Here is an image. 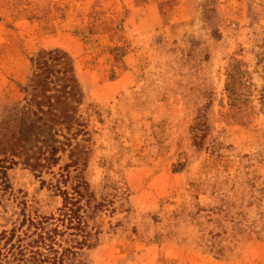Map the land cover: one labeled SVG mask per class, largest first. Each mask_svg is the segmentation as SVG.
Returning <instances> with one entry per match:
<instances>
[{
	"label": "rangeland",
	"instance_id": "obj_1",
	"mask_svg": "<svg viewBox=\"0 0 264 264\" xmlns=\"http://www.w3.org/2000/svg\"><path fill=\"white\" fill-rule=\"evenodd\" d=\"M52 49L73 61L74 123L50 131L53 166L28 162L41 135L0 165V233L83 180L81 264H264V0H0V159Z\"/></svg>",
	"mask_w": 264,
	"mask_h": 264
},
{
	"label": "trees",
	"instance_id": "obj_2",
	"mask_svg": "<svg viewBox=\"0 0 264 264\" xmlns=\"http://www.w3.org/2000/svg\"><path fill=\"white\" fill-rule=\"evenodd\" d=\"M31 61L33 71L24 89L31 96L23 113L27 121L24 128L28 130L23 139L25 143L19 142L23 141L20 134L13 137V142L7 141L3 145L5 156L0 159V165L4 167L7 162L14 163L12 151L18 146L25 149L27 143L31 145L40 135L41 143L45 144L41 152L44 162H28L36 167L53 166L60 159L57 156L59 145L65 143L49 137L50 131L62 132L74 123L65 108L81 95V90L70 55L62 49L41 50ZM234 71L235 67L231 69L227 83L231 97L237 94V73ZM237 98L233 97V100ZM42 99H46L43 102L47 104L46 110L40 105ZM66 184L67 181L59 179L52 184L63 197V205L56 216H28L19 227L14 226L0 233V264H81L79 251L87 244L90 234L83 213L85 208L81 203L87 194L88 183L78 180L72 185V192Z\"/></svg>",
	"mask_w": 264,
	"mask_h": 264
}]
</instances>
